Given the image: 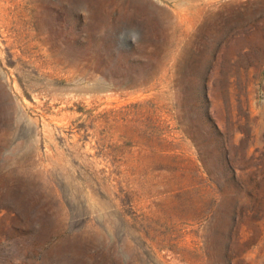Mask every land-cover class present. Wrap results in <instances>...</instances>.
<instances>
[{
    "label": "rangeland",
    "instance_id": "obj_1",
    "mask_svg": "<svg viewBox=\"0 0 264 264\" xmlns=\"http://www.w3.org/2000/svg\"><path fill=\"white\" fill-rule=\"evenodd\" d=\"M0 264H264V0H0Z\"/></svg>",
    "mask_w": 264,
    "mask_h": 264
}]
</instances>
